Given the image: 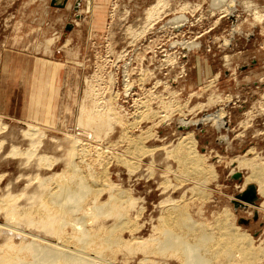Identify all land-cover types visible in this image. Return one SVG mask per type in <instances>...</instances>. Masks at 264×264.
<instances>
[{"label": "rangeland", "instance_id": "1", "mask_svg": "<svg viewBox=\"0 0 264 264\" xmlns=\"http://www.w3.org/2000/svg\"><path fill=\"white\" fill-rule=\"evenodd\" d=\"M77 1L68 0L66 8L51 6V0H0V198L24 205L40 179L51 176L53 186L65 183L76 164L77 175L92 190L77 214L83 213L88 227L126 224L123 231L114 226L116 237H158L177 205V212L189 210L198 224L209 223L220 241L225 230L215 218L228 208L234 225L264 247L263 196L257 194L254 206L233 204L250 175L247 168H235V162L264 157V0H231L236 7L227 9L233 17L219 0H79L81 13L80 4L74 8ZM154 5L160 14L150 21L147 11ZM180 15L187 20L175 27ZM82 106L113 119L98 126L83 115L81 124ZM220 110L225 114L221 125L203 120L200 126L191 122L181 128L183 118L198 122ZM29 124L41 130L39 145L24 136ZM190 131L199 167L177 159ZM66 137L79 140L75 150ZM34 143L36 150L29 147ZM12 145L35 152L26 151L27 158L11 155ZM35 154V160L44 158L40 167ZM235 172L241 173L240 180L231 177ZM110 193L130 200L119 207L130 221L122 216L118 221V210L117 215L110 211L112 216L92 215L93 201L103 203ZM7 200L9 205L12 200ZM4 202L0 223L8 219ZM173 229L188 231L181 223ZM126 247L115 246L124 250L110 248L111 254L108 249L104 253L111 256L104 255L111 260L114 249L115 264H139L143 251ZM213 249L209 260L216 256ZM175 254L152 256L180 264ZM210 262L219 264L218 255ZM257 262L264 264V254Z\"/></svg>", "mask_w": 264, "mask_h": 264}, {"label": "bare ground", "instance_id": "2", "mask_svg": "<svg viewBox=\"0 0 264 264\" xmlns=\"http://www.w3.org/2000/svg\"><path fill=\"white\" fill-rule=\"evenodd\" d=\"M214 1L215 0H213V3H215ZM219 1H221V3H222L221 5L223 6V8L224 9L226 8V10H227L226 12L228 14L230 13L229 16L233 17L234 13H231V11L229 12V10L227 8L229 7V9H232V10L235 9V7H236L235 1L236 0L235 1L219 0ZM66 4H65V6L68 7L69 5L67 2H66ZM76 4H77V7H74V8L78 10L79 4H80L79 0L75 3V5ZM157 5H154V7H152V9L147 11L148 15H146V16H147V18H150L149 19L150 21H151V19L158 18L159 14H160V12H159L160 9L158 10ZM159 7H160V5H159ZM81 9L82 8H81V4H80L79 10H78L80 13L82 12ZM179 17H181V19ZM179 17H177L176 20L178 18L179 19L176 22H174V23H176L175 27L183 25L184 22L187 20V18L183 17V15H180ZM234 20H235V17H234ZM171 21L173 22V20H171ZM174 23H173V25H174ZM189 44L187 45V42L186 43L184 42L183 43L184 48L185 49H188V47L190 48ZM192 46H193V44H192ZM81 108H83V106ZM81 110H82L81 116L79 119L81 124H82L83 119L85 121V118L83 117V115L86 116V118H88V120H92V119L96 120V122H98V126L99 125L103 126L105 124L107 125L111 121V119H113V117H111L110 115H109L110 120L108 118H105L104 117L105 115L102 116L103 111H102V113L96 112L94 114L95 117H92V116H94V115H92V112L88 113V111H85V108H83ZM92 111L94 112V110H92ZM224 115H225L224 112L222 110H220L219 112L217 111L213 114H204V118L200 119L198 122L194 121V120L191 121V119L189 120V119L183 118V120L181 121L182 126L181 125L180 126L182 129L186 128V127H188L189 123H191V122L192 123L194 122L200 126L202 124L203 120H205V121L212 120V123L221 125L224 123V121H223ZM114 121H115V119H114ZM94 124L97 125V123H94ZM24 131H23L24 136L27 135L28 137L33 138V139L27 138L30 140V143H32L33 141H35L37 145H39V143H41L38 139V137L39 138L41 137V136H38V133L41 131V130H39V128L29 124L28 129L24 130ZM20 134H21V132H20ZM35 135H37L36 139H35ZM37 139H38L39 143L36 141ZM66 139L69 140L70 138L66 137ZM31 140H33V141H31ZM69 142H71L73 144V148H74L75 144L79 143V140H76L75 138H71V140H69ZM0 143H2V142L0 141ZM194 143L195 142H194L192 132L191 131L186 132V136H184L182 138V141H181L180 146H179V149L183 152V154L181 153V156L177 157L178 162L179 161L184 162V166H185V164H186V166H187V164H191V165H194L197 167H199V165H200V159L201 158L198 155V151L195 149ZM31 145L35 146V143L31 144ZM34 146H29V147H32V148H34V150H36L37 147L35 146L36 147L35 148ZM77 146H78V144H77ZM29 147H27V149H24L23 150L24 152H22L21 150H19V148L17 149L16 146L12 145L11 149L9 150V153H11V155L12 154L13 155H15V154L16 155H22L24 153V155L26 156L25 152L26 151L29 152V150H30V149L28 150ZM74 150H75V148H74ZM151 151H153V150H151ZM34 152L31 151L30 153L34 154ZM74 154H75V152L70 153V155H74ZM37 155L36 154L34 155V157H33L34 160H35V158L36 159L38 158ZM260 157L256 155V157H253V158H241V159L237 160L234 165H235V168H237V169H239V168L249 169L250 175L245 177L244 182H243V187L245 185L255 183L256 187H257V193L260 194L261 196H263V198H264V157L263 156H262V158H260ZM26 158H27V156H26ZM40 158H42V157H40ZM40 158H39L40 161L35 160L36 162L38 161L39 166H37V167H40V165L43 164V162H44L43 161L41 163ZM29 159H30V157H29ZM42 159L44 160V158H42ZM45 160H47V159H45ZM232 163H234V162H232ZM45 164H46V162L44 163V166H45ZM47 164H49V163H47ZM78 171L79 170L77 168V165L74 164L72 167V172L70 174L71 176H69L70 179L67 178L65 183L64 182H62V183L61 182L60 183L55 182L54 186H53V184L50 185V183H49L51 181V178H52L51 176L50 177H44L42 179H40V177L38 176V178L40 179L38 183L36 182L38 186L34 187L35 189L32 190L31 193H29L30 194L29 196H27L28 194L27 195L24 194L26 197L29 198L27 200L28 203L26 202L24 205L20 204L21 202H23V200L20 203L18 202L20 204L19 206H17L18 204L16 205V203L14 205L13 204L14 198L12 200L11 196H10L11 197L10 200H12V201L9 200L10 202L7 200V199H9L7 197H2V199L0 198V203L4 202V200L6 199L10 203L9 205H11V207H10L8 204H6L7 203L6 201L4 202L6 204L5 205L6 207L4 208V210H5L4 214H6L8 216V219L6 218L7 216L5 215L6 216L5 219H7L6 222L0 223V236L3 235V237H4V235H5L4 242H3V244L1 243L2 247L0 245V264H115V262H114L115 260L111 261L112 259L115 258V256H116L115 254L118 253V252L114 251V249H116L115 246L118 248V247H126L128 245L126 247V249H128V247H129L128 243H131L130 244L131 250H133V248H134L136 251H138L139 249L141 250V252L143 251L144 255L142 253V258L140 257L141 259H138L139 264H173V263L168 262L165 259H164L165 260L164 262L161 261L163 259L157 260L158 258L156 259L154 256H152L155 254H158L159 256H160V254H162L161 256H163L165 253L170 252V251L175 252L178 255V256H176V254H175L174 257H178L179 259H181L180 264H209V263H211L210 260H213L214 258H216L217 255H218L219 264H221V263L222 264H259V262H257V261L262 259V256L264 254V247L262 245L256 246L254 243V239L251 237L250 234H247V233L240 231V228L238 226L234 225V222H232L230 220L233 217H231L232 213L228 210V208H224L221 212L219 211L220 213H218L217 218H215V220H217L218 223H220L222 225V226L220 225L222 227L221 232L223 233V229L225 230V232L222 234V235H224L223 237H225V238L221 237L223 240L220 239V237L218 235L220 241L215 240V239H217V236L216 237L213 236L214 232L211 231V228H209V227H211L208 225L209 223L208 224L207 223L206 224L205 223L198 224L196 221H194L191 218L190 213H188V212H190L189 210H188V212H186L185 210L182 211V209H181L182 212H180V211L177 212L179 210L177 207H180V206L174 205L172 203V200H171V205L173 204L174 207L172 208L169 204V206L172 209V212L170 213L169 217H165V215L168 213L167 210H166V214L165 215L163 214L165 217V220H166V218H169L168 220L170 221V223H164L162 226H164V225L165 226L163 228H162V226L160 227L161 228V233H160L161 236H158V237H154V235H153V236H148V237L146 236L147 238L143 239L139 236L132 235V236H134V238L132 237V241H131V240H129V238H128V240H126V239H122V237L119 238L120 236H117V237L115 236L116 234H114L115 233L114 231H116V229H118L117 226L119 224L118 225L116 224L117 226L113 225L111 227V225L106 226L103 223L102 225H100V224L97 225V227H93V228H92V226L88 227L86 224L87 222L86 221L83 222V220H82V218H84L82 215L83 213L81 214L82 216L77 215V214L79 211H81L83 209V207H84L83 203L86 199L87 194L90 192L91 189H89V186L86 183L88 181L83 180L84 176H83V178H81L79 175H77ZM196 172H198V171H196ZM31 178L35 180V178H33V177H31ZM30 181H31V179H30ZM102 188H105V187H102ZM102 188H98V189L102 190ZM98 189H96V190H98ZM96 190L94 191L95 193L97 192ZM38 191H40V192H38ZM117 191H115V193ZM21 194H23V192ZM89 194H88V197H89ZM111 194L112 193H110V195L108 197L109 199H107V201L105 200V202H103V203H102V201H101V203H99V202L96 203V201H93V203H92L93 206L92 207L90 206L92 209H94V212H93L94 214H92V215L93 216L97 215L98 218H100L99 216L106 215V214L112 216L113 212H112V214H109V213H110V211H114L115 215H117L119 213L120 216L118 217L119 219L118 218L117 219H118V221H120L121 220L120 217L122 216L124 219L125 217H127V215H126L127 213L121 214L119 211L122 209H120L119 207L122 205L123 207H121V208H124V204L130 203V200L128 198L126 200H123V197H122L123 195H121V194H119L118 196H115V194L114 195L113 194L111 195ZM21 196H23V195H21ZM30 200H32V201H30ZM94 200H96V199H94ZM35 201H37L38 204H36ZM262 203L264 204V200ZM12 204H13V206H12ZM1 205H0V210L2 207ZM35 205H37V206H35ZM105 207L106 208L109 207L108 208L109 210L106 209L108 212L105 210ZM161 208H162V206H161ZM168 209L170 210V208H168ZM117 210H118V213H117ZM164 210L165 209H163L162 211H164ZM2 212H3V208H2ZM89 212L87 211V213H89ZM90 213L88 214V216L91 215ZM84 215H87L86 212L84 213ZM200 215H202V214H200ZM97 216H96V218H97ZM161 219H163V218H161ZM11 220H14L15 223H11L12 222ZM84 220H86V219L84 218ZM124 220L126 222L130 221V220H127L126 218ZM90 221L91 220H89V222ZM98 221H101V219ZM217 221H215V222H217ZM91 223H93V222H91ZM177 223L179 225H180V223H181V225H184V227H186V229H188V231L183 232V233H180V232L178 233V232L174 231L173 226L177 225ZM24 224L28 225L29 229L32 227L36 231L32 232L33 231L32 229H31L32 231H30V230L21 228L20 226L21 225L23 226ZM124 225H126V224H123L122 226L120 224L118 226V227H120L119 229H121ZM210 225H212V224H210ZM114 226L116 229H114ZM124 229L127 230V227H125V228L123 227V229H121V230L123 231ZM137 229H138V227H137ZM154 229L157 230L158 228L154 227ZM102 230L106 231L107 233L106 232L101 233ZM131 230H132V228H131ZM212 230H213V228H212ZM111 232L114 235H112ZM16 236H17V238L19 237V239H20V240H18V243H15V241H14ZM188 236L191 238L192 241L188 240ZM263 237H264V235H263ZM262 241H263V243H261V244L264 245V238ZM210 242L213 244L215 242L217 245H213L214 249H213V246L211 248V249H213V252H215L213 254H215L216 256L213 257V259L209 260V258H211V257H209V253L211 252L210 251L211 249L209 248ZM132 244H134V246ZM131 245L133 246V248ZM110 248H114L112 250H113V253L115 252V254H114L115 256H113V253H112V259L110 258L111 260H109V257L111 256L110 254L112 252L109 250ZM107 249L109 250L110 254L104 253ZM122 249L123 248H121V249L119 248V249H116V251L119 250V252H121L120 250H122ZM127 251H129V250H126V252ZM136 251H134V253ZM131 253H129V254H131ZM104 254H108L107 256H109V257L108 258L105 257ZM168 254L170 255V253H168Z\"/></svg>", "mask_w": 264, "mask_h": 264}, {"label": "water", "instance_id": "3", "mask_svg": "<svg viewBox=\"0 0 264 264\" xmlns=\"http://www.w3.org/2000/svg\"><path fill=\"white\" fill-rule=\"evenodd\" d=\"M62 2V3H61ZM67 0H51V6L56 7H64ZM77 7V4L75 5ZM231 177L233 179H241V173L235 172L232 173ZM257 187L255 184H248L245 189L240 192L238 195L235 196V198L238 201H233L234 207H247L248 205H255L257 201L259 200V197L257 196Z\"/></svg>", "mask_w": 264, "mask_h": 264}, {"label": "crops", "instance_id": "4", "mask_svg": "<svg viewBox=\"0 0 264 264\" xmlns=\"http://www.w3.org/2000/svg\"><path fill=\"white\" fill-rule=\"evenodd\" d=\"M67 8V7H66Z\"/></svg>", "mask_w": 264, "mask_h": 264}]
</instances>
